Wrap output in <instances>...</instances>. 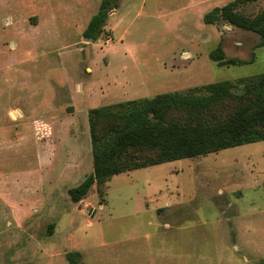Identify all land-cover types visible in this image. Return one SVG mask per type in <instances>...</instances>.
<instances>
[{"label":"rangeland","instance_id":"374dc122","mask_svg":"<svg viewBox=\"0 0 264 264\" xmlns=\"http://www.w3.org/2000/svg\"><path fill=\"white\" fill-rule=\"evenodd\" d=\"M232 1L117 0L85 41L100 0H0V264L264 259V141L114 175L77 204L67 194L92 172L90 109L264 73L255 32L203 22ZM217 47L249 62H212Z\"/></svg>","mask_w":264,"mask_h":264},{"label":"trees","instance_id":"16d2710c","mask_svg":"<svg viewBox=\"0 0 264 264\" xmlns=\"http://www.w3.org/2000/svg\"><path fill=\"white\" fill-rule=\"evenodd\" d=\"M258 0H233L203 16L205 24L223 20L258 35L264 47V12L253 17L237 11ZM117 0H100L83 37L96 40ZM219 65L248 63L225 59L217 47L208 54ZM239 88L240 92H234ZM117 108V109H116ZM92 172L67 191L77 204L96 185L101 189L112 176L175 160L196 158L245 144L264 141V73L219 81L189 89L185 93H161L88 111ZM106 189V188H105ZM68 264H83L77 251L65 255ZM27 264V263H20ZM255 264H264V259Z\"/></svg>","mask_w":264,"mask_h":264},{"label":"water","instance_id":"95a60500","mask_svg":"<svg viewBox=\"0 0 264 264\" xmlns=\"http://www.w3.org/2000/svg\"><path fill=\"white\" fill-rule=\"evenodd\" d=\"M84 40H85V41H91L90 38H85V37H84Z\"/></svg>","mask_w":264,"mask_h":264}]
</instances>
